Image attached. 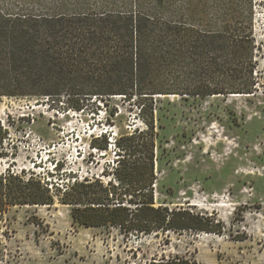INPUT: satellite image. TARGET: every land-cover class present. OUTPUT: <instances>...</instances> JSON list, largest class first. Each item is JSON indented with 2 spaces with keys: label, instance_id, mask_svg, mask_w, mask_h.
<instances>
[{
  "label": "rangeland",
  "instance_id": "1",
  "mask_svg": "<svg viewBox=\"0 0 264 264\" xmlns=\"http://www.w3.org/2000/svg\"><path fill=\"white\" fill-rule=\"evenodd\" d=\"M59 1L0 5L33 15L72 12ZM240 9L249 15L248 6ZM253 11L254 93L154 96L156 205L190 207L220 220L221 232L126 234L113 226L80 225L59 201L14 206L0 215V264H146L171 255L194 264H264V0H253ZM67 99L0 96V119L9 132L0 150L1 173L25 171L63 184L74 177L109 181L117 159L111 137L146 128L136 101L118 94L86 98L76 111ZM102 135L112 141L106 152L91 145Z\"/></svg>",
  "mask_w": 264,
  "mask_h": 264
},
{
  "label": "trees",
  "instance_id": "2",
  "mask_svg": "<svg viewBox=\"0 0 264 264\" xmlns=\"http://www.w3.org/2000/svg\"><path fill=\"white\" fill-rule=\"evenodd\" d=\"M59 2L72 12L33 15L0 5V96H67L68 106L80 111L86 98L123 95L136 101L146 128L115 138L117 159L106 183L74 177L63 184L25 171L0 172V215L14 206L59 201L85 227L113 226L137 235L220 233V220L190 207L156 205L154 96L254 93L253 0ZM244 5L249 15L240 9ZM175 68L182 72L175 78L160 74ZM8 137L0 119V150ZM111 142L102 135L91 145L106 152ZM146 264L194 261L171 255Z\"/></svg>",
  "mask_w": 264,
  "mask_h": 264
},
{
  "label": "bare ground",
  "instance_id": "3",
  "mask_svg": "<svg viewBox=\"0 0 264 264\" xmlns=\"http://www.w3.org/2000/svg\"><path fill=\"white\" fill-rule=\"evenodd\" d=\"M235 95H241V94H235Z\"/></svg>",
  "mask_w": 264,
  "mask_h": 264
},
{
  "label": "built area",
  "instance_id": "4",
  "mask_svg": "<svg viewBox=\"0 0 264 264\" xmlns=\"http://www.w3.org/2000/svg\"><path fill=\"white\" fill-rule=\"evenodd\" d=\"M115 138L112 139V141H114Z\"/></svg>",
  "mask_w": 264,
  "mask_h": 264
}]
</instances>
